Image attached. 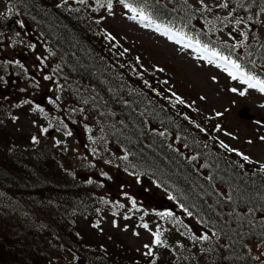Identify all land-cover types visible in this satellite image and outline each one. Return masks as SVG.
I'll list each match as a JSON object with an SVG mask.
<instances>
[{"label": "trees", "instance_id": "trees-1", "mask_svg": "<svg viewBox=\"0 0 264 264\" xmlns=\"http://www.w3.org/2000/svg\"><path fill=\"white\" fill-rule=\"evenodd\" d=\"M8 1L12 5L10 15H0L3 34L14 38L15 44H25L28 25L46 39L57 58L56 91L66 102L73 121L88 117L119 123L114 129L111 124L106 126L129 156L127 165L132 158L137 172L175 197L173 200L180 207L183 205V210L202 220L204 229L214 235L204 249H198L199 259L193 253L179 254V261L174 259L169 264H264V168H254L216 138L209 137L205 127L195 120V113L170 98L172 92L159 81V70L148 68L138 56L111 46L112 39L99 29L93 11L79 9L80 4L74 7L71 0ZM92 2L96 9L109 3L124 5L120 0ZM127 2L143 7L153 22L216 48L240 63L250 75L264 79V39L259 33L264 0H224V6L236 19L233 23L241 28L225 21L207 23L205 14L188 0ZM217 30L230 33L234 43H222L216 37ZM171 134L182 150L172 145ZM23 151L3 157L11 164L8 168L0 164V212L7 213L1 220L15 221L5 224L4 230L0 227V264L15 262L10 250L13 229L23 232L18 243L25 247L24 261L43 264V250L38 255L34 253L36 244L43 240L39 220L45 224L44 233L58 238L66 236V227L68 232L75 225L73 217L89 218L91 214L86 207L89 198L84 184L77 179L62 180L54 183L59 193L52 192L55 186L45 161L48 155L35 149ZM53 204L62 208V214L54 210L55 217L46 220L24 217L25 210L33 212L38 205L51 212L48 208ZM257 245L262 254L254 251ZM117 248L119 256L101 248V252L88 255L94 264L161 261L135 258L123 243Z\"/></svg>", "mask_w": 264, "mask_h": 264}, {"label": "rangeland", "instance_id": "rangeland-1", "mask_svg": "<svg viewBox=\"0 0 264 264\" xmlns=\"http://www.w3.org/2000/svg\"><path fill=\"white\" fill-rule=\"evenodd\" d=\"M92 1L71 0L72 6L80 4L79 9L93 11L99 29L114 37L110 41L111 46L116 47L113 48L128 51L148 68L159 70V81L172 92L170 98L182 100L179 105L195 113V120L205 127L209 137L227 145L224 148L242 159L240 153L248 156L246 161L254 168H264V140L260 139L264 137V92L248 88L239 78L232 79L221 62H209L195 46L186 48L183 43L170 39L164 34L169 27L156 22L145 27L147 22L132 19L134 13L122 4L113 3L110 8L102 5L96 9ZM188 2L205 14L209 24L225 21L227 25L239 26L233 23L236 19L224 6V0ZM11 10L8 0H0V15L9 16ZM156 25L161 26L160 31L156 30ZM3 32L0 26V164L8 168L11 164L3 157L14 155L18 150L42 151L48 155L45 161L49 164L53 184L77 179L86 186L89 198L86 204L91 211L89 218L73 217L75 225L68 232V227L64 229L65 237L44 233L45 224L39 220L54 218L57 211L62 214L58 204L49 206L51 212L40 205L33 212L25 210V218L31 215L39 220L43 240L36 244L34 253L38 255L43 250V264H94L88 253L96 254L105 249L110 255L119 256L117 247L121 243L133 257L144 261L156 258L162 261L158 264L178 260L179 254L193 253L199 259L198 249H204L214 235L204 229L202 220L188 215L165 191L137 172L132 158L127 165L129 161L125 157L128 155L106 126L111 124L114 129L119 123L88 117L73 121L66 102L56 91L54 65L57 58L46 39L28 25L25 26V44H15L16 40ZM259 33L264 39V11L260 14ZM216 37L222 43H234L230 33L217 30ZM122 58L126 62V58ZM233 88L238 91L233 92ZM241 91L245 95H240ZM244 108L253 119L239 116ZM217 113L222 115L217 116ZM171 136L172 145L182 150ZM54 186L52 192L59 193V187ZM166 212L173 215H160ZM5 214L0 212L3 230L5 224H15L11 218L3 223L1 219ZM144 224L148 228L143 227ZM9 229L6 228L8 233ZM154 233L160 234L163 243H155ZM204 235L209 239H200ZM19 236L22 238L23 232L13 229L10 236L13 264H29L28 260L24 261L25 247L18 243ZM254 251L262 254L258 245L254 246Z\"/></svg>", "mask_w": 264, "mask_h": 264}, {"label": "snow or ice", "instance_id": "snow-or-ice-1", "mask_svg": "<svg viewBox=\"0 0 264 264\" xmlns=\"http://www.w3.org/2000/svg\"><path fill=\"white\" fill-rule=\"evenodd\" d=\"M121 3L124 4V6L126 8H128L132 13H134V15L132 16V19H137L139 18L141 21H146L147 23H145V27H149L150 24L153 22L152 21V17L150 14H147L144 10L143 7H137L134 6L132 3H128L127 0H120ZM227 6V5H225ZM108 7H111V3H109ZM237 23H240V21H237ZM156 30L160 31L161 30V26L160 25H156ZM164 34L165 35H169L170 39H174L176 40L177 43H183L184 46L186 48H192V47H196V50L198 52H202L205 54L204 58L207 59L209 62H212L213 60L221 62L222 66L225 68V70L229 73V75L231 76L232 79H240L243 81L244 84H246L248 86V88H258L261 92H264V79H260L254 75H250L248 72H246L242 65L240 63H238L236 60H233L230 56H226L223 55L219 50H217L216 48H209L208 45H201L200 42L197 41H193L191 38L186 37L182 32L180 31H176V32H172L171 29L165 28L164 30ZM245 38H247V34L245 33ZM110 39H114V37H109ZM233 92H237L238 89L233 88L232 89ZM240 95H245L244 91L240 92ZM181 103L183 102L182 100L180 101ZM39 107V106H37ZM40 111H43V109H40ZM217 116L222 115L221 113H217ZM45 132H47V129H44ZM69 135H71V133H68ZM261 140H264V137L260 138ZM223 147H227V145H224L222 143ZM233 151H236L235 149H232ZM241 156H243L244 160H248L249 157L244 155L243 153H240ZM125 159H127V157H125ZM175 197H173L174 199ZM133 205H135V201H133ZM181 207H183V205H181ZM185 211L187 212L188 210L185 209ZM160 215L162 216H172L173 213L172 212H166V213H160ZM188 215H192L191 212H188ZM143 227L148 228L147 224H144ZM155 237V243L156 244H161L163 243V241L160 238V234L159 233H154L153 234ZM195 239V237H194ZM200 239L202 240H208L209 237L207 235H204L202 237H200ZM146 247H148L146 245ZM151 254V253H149Z\"/></svg>", "mask_w": 264, "mask_h": 264}, {"label": "water", "instance_id": "water-1", "mask_svg": "<svg viewBox=\"0 0 264 264\" xmlns=\"http://www.w3.org/2000/svg\"><path fill=\"white\" fill-rule=\"evenodd\" d=\"M239 116L243 119H248L251 120L254 118V116L252 114L249 113V110L244 108L242 110H240L239 112ZM52 134V132H50V135Z\"/></svg>", "mask_w": 264, "mask_h": 264}]
</instances>
